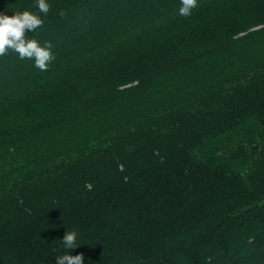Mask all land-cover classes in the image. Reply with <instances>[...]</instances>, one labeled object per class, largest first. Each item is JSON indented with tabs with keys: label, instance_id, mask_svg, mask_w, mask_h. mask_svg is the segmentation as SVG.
Returning a JSON list of instances; mask_svg holds the SVG:
<instances>
[{
	"label": "trees",
	"instance_id": "obj_1",
	"mask_svg": "<svg viewBox=\"0 0 264 264\" xmlns=\"http://www.w3.org/2000/svg\"><path fill=\"white\" fill-rule=\"evenodd\" d=\"M46 3L0 0L55 57H0V264H264V0Z\"/></svg>",
	"mask_w": 264,
	"mask_h": 264
},
{
	"label": "clouds",
	"instance_id": "obj_2",
	"mask_svg": "<svg viewBox=\"0 0 264 264\" xmlns=\"http://www.w3.org/2000/svg\"><path fill=\"white\" fill-rule=\"evenodd\" d=\"M182 7L179 15L188 17L192 9L197 7V0H181ZM39 12L47 15L50 5L46 0H38ZM63 17L64 12H59ZM44 21L40 16L30 11L15 12L13 16L0 14V57L7 54L9 50L18 53L19 58L34 60V66L40 71H47L49 64L55 59L50 42L42 47L35 39L26 38L27 32H34L42 27ZM66 254L56 257V264H83L82 254L69 255L67 250L77 248V233L66 231L62 238Z\"/></svg>",
	"mask_w": 264,
	"mask_h": 264
}]
</instances>
